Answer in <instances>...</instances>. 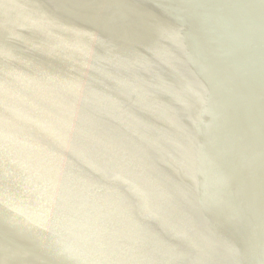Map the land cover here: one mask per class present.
I'll use <instances>...</instances> for the list:
<instances>
[{"label":"water","instance_id":"95a60500","mask_svg":"<svg viewBox=\"0 0 264 264\" xmlns=\"http://www.w3.org/2000/svg\"><path fill=\"white\" fill-rule=\"evenodd\" d=\"M0 264H264V0H0Z\"/></svg>","mask_w":264,"mask_h":264}]
</instances>
